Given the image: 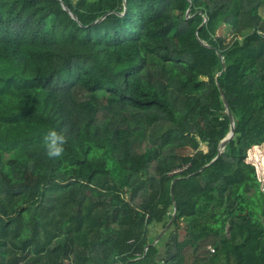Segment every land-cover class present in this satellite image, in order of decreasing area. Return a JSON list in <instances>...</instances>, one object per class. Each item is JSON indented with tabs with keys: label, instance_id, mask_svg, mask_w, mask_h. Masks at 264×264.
Instances as JSON below:
<instances>
[{
	"label": "trees",
	"instance_id": "trees-1",
	"mask_svg": "<svg viewBox=\"0 0 264 264\" xmlns=\"http://www.w3.org/2000/svg\"><path fill=\"white\" fill-rule=\"evenodd\" d=\"M263 8L0 0V264H264Z\"/></svg>",
	"mask_w": 264,
	"mask_h": 264
},
{
	"label": "rangeland",
	"instance_id": "rangeland-1",
	"mask_svg": "<svg viewBox=\"0 0 264 264\" xmlns=\"http://www.w3.org/2000/svg\"><path fill=\"white\" fill-rule=\"evenodd\" d=\"M262 14L264 16V8L262 9ZM219 35L227 38L228 40L231 39V37L229 36V30L225 27L221 28V30L219 31ZM183 153L187 154L186 152H183ZM246 163L254 168L261 186L264 187V147H258V148L251 149L250 152L248 153ZM161 232H162L161 226L154 225V226H151L150 228L151 235H154V236L157 235L158 237V235ZM181 235L184 236V232H181ZM170 241L171 239L169 237V239L166 240V243ZM160 249H161L160 260H162L164 256L166 257L168 255V252L164 248L163 244H161ZM163 250H165L166 252L162 253Z\"/></svg>",
	"mask_w": 264,
	"mask_h": 264
},
{
	"label": "water",
	"instance_id": "water-1",
	"mask_svg": "<svg viewBox=\"0 0 264 264\" xmlns=\"http://www.w3.org/2000/svg\"><path fill=\"white\" fill-rule=\"evenodd\" d=\"M61 6H62V8H63V10H65L68 14H69V16L73 19V20H75V21H78V18H77V16H75L62 2H61ZM105 16V15H104ZM103 16V17H104ZM103 17H101L100 19H98L96 22H100L101 21V19L103 18ZM187 17H189V13L187 14ZM205 21H206V18L204 19ZM204 21V22H205ZM201 44L203 45V46H206V47H208V45H206V44H204L203 42H201ZM223 65H224V62H223ZM217 84H218V87H219V89H220V92H221V95H222V98H223V100H224V104H225V107H226V111H227V113H228V115H229V117H230V119H231V132H230V134L227 136V138L220 144V146H219V149H218V151H219V154H218V156H217V158L214 160V161H212L209 165H207V166H205L201 171H204L205 169H207L208 167H210L211 165H213L219 158H220V156L222 155V151L230 144V142H231V140H232V138H233V136H234V124H233V119H232V113H231V110H230V106H229V103H228V101H227V99H226V97H225V95H224V93H223V91H222V89L220 88V86H219V83L217 82ZM175 183V182H174ZM174 183H172L171 184V186H170V196L172 197V187H174ZM176 211H177V208H176V205H175V208H174V212H172V216H171V220L167 223V225L162 229V232L158 235V237L155 239V241L152 243V244H150V245H148L147 247H146V249H148V248H150L151 246H154L161 238H162V235L165 233V231L169 228V226L171 225V223H172V220H174V217H175V214H176Z\"/></svg>",
	"mask_w": 264,
	"mask_h": 264
},
{
	"label": "clouds",
	"instance_id": "clouds-1",
	"mask_svg": "<svg viewBox=\"0 0 264 264\" xmlns=\"http://www.w3.org/2000/svg\"><path fill=\"white\" fill-rule=\"evenodd\" d=\"M67 143V138L62 133L55 130H49L43 137V146L46 155L51 159L60 158L64 153V145Z\"/></svg>",
	"mask_w": 264,
	"mask_h": 264
},
{
	"label": "built area",
	"instance_id": "built-area-1",
	"mask_svg": "<svg viewBox=\"0 0 264 264\" xmlns=\"http://www.w3.org/2000/svg\"><path fill=\"white\" fill-rule=\"evenodd\" d=\"M209 249H210V251H211V252H214V251H215V250H214V249H212L211 247H209Z\"/></svg>",
	"mask_w": 264,
	"mask_h": 264
},
{
	"label": "crops",
	"instance_id": "crops-1",
	"mask_svg": "<svg viewBox=\"0 0 264 264\" xmlns=\"http://www.w3.org/2000/svg\"><path fill=\"white\" fill-rule=\"evenodd\" d=\"M165 250L162 251V253H164Z\"/></svg>",
	"mask_w": 264,
	"mask_h": 264
}]
</instances>
